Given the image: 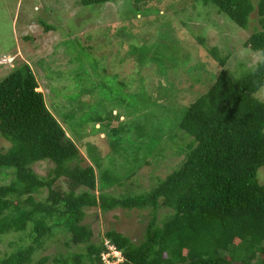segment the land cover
Returning <instances> with one entry per match:
<instances>
[{
  "label": "rangeland",
  "instance_id": "1",
  "mask_svg": "<svg viewBox=\"0 0 264 264\" xmlns=\"http://www.w3.org/2000/svg\"><path fill=\"white\" fill-rule=\"evenodd\" d=\"M43 22L53 29L47 31ZM262 29L257 9L244 29L198 0H115L100 5L0 0V80L28 63L38 90L80 149L83 164L95 168V193L136 196L151 191L184 161L191 137L179 131L178 114L208 90L222 70L210 49L217 47L221 57H228L226 68L240 75L261 59L246 41ZM257 95L263 98L264 90ZM10 145L0 134V149ZM53 165L39 161L33 169L46 176ZM14 176V168H4L0 185ZM257 177L264 184V165ZM62 188L68 186L63 183ZM47 191L36 194L37 199L45 198ZM160 202L162 223L172 211ZM151 211L90 207L84 223L94 231L95 242L116 229L139 243ZM30 232L27 227L0 233V256L30 243ZM68 235L55 227L34 262L48 255L46 264H53L59 254L77 250L74 243L65 244ZM103 258L105 264L123 260L113 246Z\"/></svg>",
  "mask_w": 264,
  "mask_h": 264
},
{
  "label": "trees",
  "instance_id": "2",
  "mask_svg": "<svg viewBox=\"0 0 264 264\" xmlns=\"http://www.w3.org/2000/svg\"><path fill=\"white\" fill-rule=\"evenodd\" d=\"M109 1L115 0L79 3ZM198 1L244 29L257 9L263 29L252 32L246 44L260 52L261 59L235 75L226 68L228 57H221L217 47L210 49L222 70L211 87L178 114L179 131L191 137L185 159L147 193L97 195L95 168L83 164L80 149L38 90L31 66L16 67L0 80V134L11 143L0 149V173L15 169L13 180L0 185V233L31 228L30 243L0 256V264H46L50 256L36 262L33 256L55 227L67 231L65 244L72 242L78 249L59 254L53 264H105L103 256L111 246L123 256L117 264H264V184L257 177L264 165V97L257 95L264 90V0ZM43 24L47 31L54 27ZM45 160L54 165L42 176L33 164ZM43 189L48 190L46 197L37 199ZM160 200L172 211L162 223L157 214ZM97 206L105 211L151 207L144 238L135 243L109 229L95 242L84 219L86 209Z\"/></svg>",
  "mask_w": 264,
  "mask_h": 264
},
{
  "label": "built area",
  "instance_id": "3",
  "mask_svg": "<svg viewBox=\"0 0 264 264\" xmlns=\"http://www.w3.org/2000/svg\"><path fill=\"white\" fill-rule=\"evenodd\" d=\"M112 247V246H111ZM116 250V249H115ZM116 252H118L117 250H116Z\"/></svg>",
  "mask_w": 264,
  "mask_h": 264
}]
</instances>
